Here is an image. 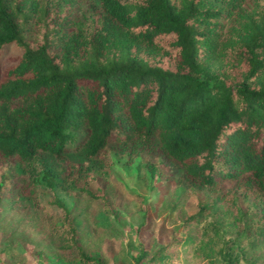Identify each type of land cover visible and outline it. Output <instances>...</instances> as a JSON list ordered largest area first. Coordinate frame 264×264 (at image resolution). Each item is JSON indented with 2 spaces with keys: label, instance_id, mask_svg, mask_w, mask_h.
<instances>
[{
  "label": "trees",
  "instance_id": "obj_1",
  "mask_svg": "<svg viewBox=\"0 0 264 264\" xmlns=\"http://www.w3.org/2000/svg\"><path fill=\"white\" fill-rule=\"evenodd\" d=\"M114 156L174 183L168 241L133 264H264V0H0L2 250L125 264L100 251Z\"/></svg>",
  "mask_w": 264,
  "mask_h": 264
},
{
  "label": "rangeland",
  "instance_id": "obj_2",
  "mask_svg": "<svg viewBox=\"0 0 264 264\" xmlns=\"http://www.w3.org/2000/svg\"><path fill=\"white\" fill-rule=\"evenodd\" d=\"M76 11L80 12L81 7H77ZM1 60L4 66L8 64L5 58L3 59L2 57ZM112 160L111 175L123 185L126 194L120 195L115 199L112 206V215L107 223L106 233L108 238L100 245V251L111 256L116 261L133 264L130 254H137L138 250L133 246L137 241H141L145 246L151 244L153 240H157L160 243L168 241L170 223L174 215L170 210L172 191L169 189H174V183L173 181H163L164 175L169 174L166 163H161L159 169L154 174H151L143 166L141 158L135 159L131 165H127L124 159H117L115 156ZM60 194L65 197L63 193ZM251 198L243 199L239 196L235 197V209H253L254 207L250 205ZM67 202H69L68 198ZM18 204L21 203L19 202ZM23 204L26 205L29 212L33 213V210L29 208L30 206H27V202ZM141 205L145 207L147 222L141 227L140 232H137V228L142 221L141 211H139ZM9 206L8 200L2 204V208ZM185 208L186 211L192 212L194 210V201L191 199ZM92 209H94V206L91 204L90 210H88L91 211ZM89 211L84 216L85 218L81 227L82 232L87 235H90L88 233L90 230L95 229L92 221H90ZM166 216H169V218L165 221ZM175 226H178V222ZM2 237L0 234V241ZM243 243L248 244L249 239H244ZM15 252H18V250L14 248L8 249L5 252L0 245V264H49L45 260H34L28 255L25 257V260L17 261L13 259L15 258ZM186 252H188L187 259H189V264H200L194 262L189 253L191 252L190 250ZM261 252L264 253V246ZM172 254L174 264H185V254L182 250H178Z\"/></svg>",
  "mask_w": 264,
  "mask_h": 264
}]
</instances>
